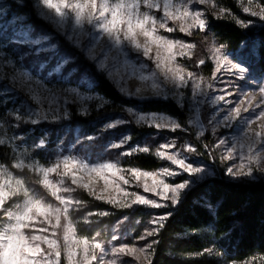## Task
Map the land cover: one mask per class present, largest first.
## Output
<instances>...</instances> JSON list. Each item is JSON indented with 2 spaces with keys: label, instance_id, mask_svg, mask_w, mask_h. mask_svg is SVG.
<instances>
[{
  "label": "snow or ice",
  "instance_id": "6c2138e0",
  "mask_svg": "<svg viewBox=\"0 0 264 264\" xmlns=\"http://www.w3.org/2000/svg\"><path fill=\"white\" fill-rule=\"evenodd\" d=\"M209 2L210 0H188L187 6L174 7L170 0H164L163 5L160 0H31V3L29 0H11V3L0 6V16L5 18L4 23L0 25V84L7 85L4 88L6 94L16 93L26 98L14 112L8 111L13 122L12 127L19 129L21 121L31 125H38L41 122L58 124L68 121L73 115L72 106H75V111L81 117L91 115L93 105L96 112L101 111L105 104L101 103L102 97L93 90L94 82L90 69L96 73H106L111 79L113 73L108 69V56L104 49L114 47L121 50L124 45H129L135 54L142 53V56L149 61H153L151 53L152 46L155 45L157 49L153 61L155 67L175 89H185L191 83L194 104L208 103L210 99L212 105H219L221 102L224 105H231L233 101L229 97L239 95L238 102L227 109L220 123L227 125L229 122L241 119L242 113L264 109V83H260V79L252 75L254 69L251 59L258 55L259 48L264 47V44L254 42L250 46L247 41L243 42L241 59L235 62L220 48H216L214 50L216 68L212 74L213 78H219V73L226 72L228 79L219 89L222 94L209 98L206 95V89H213V84H205L202 77L197 79L192 71H186L184 66L176 63L177 56H186L192 51L194 45L158 34V30L161 29L168 33L177 30L170 27L169 23L178 24V31L188 35H191L193 30H207L208 23L204 18L206 14L192 8L194 4L205 5ZM226 11V9H220L221 13ZM9 12H11L10 16ZM243 12L249 13L250 8L244 7ZM250 14L252 17L259 16V19L264 21V10L251 11ZM34 19L43 21L44 24L51 26L52 30L49 31L44 26L37 27L32 23ZM73 21L76 29L87 27L93 31L91 44L82 43L75 32L72 35L67 33L66 26ZM236 23L247 28L251 21L246 24L237 20ZM57 35H63L71 43L72 51H61V46L56 40ZM177 48H179L178 52ZM160 49L166 53L165 57H161ZM101 55L104 56L103 59ZM82 59L90 66V69L86 68L83 72ZM113 59L115 60L116 57ZM29 60L31 62L27 63L26 61ZM124 63L127 64V60ZM204 64V60L199 61V65ZM144 66L147 67V65ZM250 75L252 78L249 80L258 85V96L255 91L242 93L230 91L233 87L231 79L243 81ZM142 79H148V77H142ZM117 82L122 83V81ZM235 87L239 89V85ZM119 90L123 95L136 98L143 96L145 99H169L167 94L161 95L159 92L148 95L146 89L137 88L133 92L121 87ZM198 96L205 98L197 99ZM21 109L25 115L21 114ZM163 115L140 114L138 124L157 131L185 130L171 117L164 122L151 118ZM255 120L261 121L259 127L264 129V110L259 111ZM255 120L250 121V125ZM197 121L190 120L189 124ZM130 122L117 119L103 125L98 133L85 137L77 135L72 147L76 148L80 145L86 150L95 148L98 145L93 142L99 140L107 130L120 123ZM248 134L256 141L264 142V132L252 130ZM198 135L203 136L205 133L201 131ZM130 140L131 137L126 136L119 143L104 145L102 150L121 148ZM220 143L223 144L224 140L221 139ZM44 146V139L36 145L37 148ZM3 147L7 146L0 140V148ZM173 147L175 142L161 144V150H157L156 155L170 161L171 165L177 166L178 171H172L168 167H164L160 173L135 168L122 169L115 162L90 164L68 155H63L62 159H58L51 166L34 169L41 174V178L37 180L38 185L45 190L47 196L58 202L55 205L46 202L45 199L34 198L29 194L22 180L16 179L4 165H0V211L5 212L8 220L7 227L0 231V264H105L104 244L95 237L91 241L77 238L70 223L69 213L74 205H79L81 202L73 200L71 196H66L64 193H72L80 188L96 200H104L105 203L115 207L131 208L133 205H146L152 208H168L169 206L175 208L181 203L182 197H185L192 188L215 175L216 171L210 165L188 164L179 154L168 151ZM185 148L190 153L196 151L190 144L185 145ZM205 150H208L207 146ZM149 151L147 146H136L121 155L149 153ZM222 159L230 161L231 150L229 155L223 156ZM239 159L240 163L230 164L225 169L224 174L231 180L245 182V180H257L264 176V158L259 155L249 156L247 163L244 162V157ZM11 167L21 169L24 167V161L13 163ZM126 172L131 174L137 186H141L144 192L154 194L159 200L147 198L134 191L129 192L125 186L131 185V180L125 175ZM51 173L57 174L60 179L54 182L49 177ZM182 173L188 174L191 179L173 184L166 182L164 178L179 176ZM69 180L71 183L67 184ZM99 181L103 182V189L97 193L94 185ZM73 185L75 187H72ZM21 192L25 197L23 203L17 204L14 212L6 211V205ZM193 203L200 207L211 208L213 202L206 196H201L194 199ZM97 214L101 217L108 215L104 211ZM171 214V212H165L155 218L152 221L153 228L146 230L145 235L139 239L147 240L157 234ZM91 215L92 213L88 214V216ZM85 222H88L87 216ZM60 229H63V243L60 242ZM111 239L113 244L111 251L114 256H131L137 251L128 244L116 246V242L120 239L117 235H113ZM155 243L157 241H151L147 248L150 250ZM139 251L146 250L141 248ZM107 264H117V261L111 259L107 261Z\"/></svg>",
  "mask_w": 264,
  "mask_h": 264
},
{
  "label": "rangeland",
  "instance_id": "374dc122",
  "mask_svg": "<svg viewBox=\"0 0 264 264\" xmlns=\"http://www.w3.org/2000/svg\"><path fill=\"white\" fill-rule=\"evenodd\" d=\"M7 1H11V0H0V6L5 4ZM231 1H233L237 6L240 15H232L228 10L225 13H221L220 9L223 8L222 0H210V2L205 5L194 4L192 10H199L204 12L206 14L204 18L207 20L208 24L210 19L213 20L222 19L227 16L233 19L235 23L237 20L243 21L246 24L249 21H251V24L247 28L237 24L239 27H241L244 30L258 31L264 27V21H261L259 19V16L252 17L250 14L251 11L260 12L261 10H264V4H262L259 0H231ZM163 2L164 0H160L161 5H163ZM170 2L174 7H185L188 4V0H170ZM244 7H249L250 12L244 13L243 12ZM4 20L5 18L3 16H0V25L4 23ZM169 26L174 27L177 30L172 33H168L165 30L161 29L158 30V34L163 35L168 39L180 40L183 41L185 44L191 43L194 45L192 51L188 52L186 56L183 57L177 56L176 63L184 66L186 71H192L197 79L202 77L205 84L208 83L213 84V89L211 90L206 89L207 97L211 98L214 97L215 95L222 94L221 92H219V89L223 87L224 81L228 79V77L226 72H221L218 74L219 78H213L212 74L216 68L214 62V56H215L214 50L216 48H220L222 52L228 55L229 58L233 62H235L237 59H241V55H240L242 53L241 46L237 51L230 52L226 50L223 46L217 44L212 38L203 36L206 30L204 31L193 30L192 34L188 35L185 33H180L178 31V27H179L178 24L169 23ZM49 27L51 31L52 30L51 26ZM66 31L69 35H72L73 32L78 34L79 39L84 44H91L93 42V31H90L87 27L85 29H76L74 25V21L70 22L66 26ZM56 40L59 43L60 41L65 42L71 48V43L63 35H57ZM247 42L249 43L250 46L253 43L250 40H247ZM99 51L100 50L98 49V52ZM156 51L157 49L155 45H153L152 53H151V55L153 56V61L155 60ZM159 51L161 57L166 56V53L163 51V49H160ZM176 51L178 52L179 48H177ZM104 52L108 56V60H107L108 69L112 71L113 75L111 79H109L106 73L104 74L96 73L94 70H91L90 67H86L90 69L92 79L95 78L94 74L103 76L108 82H110L113 85V87L119 92V94L122 97L128 100H135L136 102L139 103L148 102V101L173 102L180 108L185 109L187 112V123L186 126L184 127L185 130L184 131L177 130L176 132H172L169 130L157 131L154 128H150L153 130V133L151 135L145 136L143 139L140 140V142L137 145H131V143L128 142L121 148L102 150V147L104 145L110 143H119L121 139L125 138L126 136H130L128 127L131 126L132 124L135 126L149 128L146 125L138 124V123L140 122V118H141L140 114L147 115L150 113H142L134 109H127L126 115L118 119L122 121H131V122L120 123L116 127L107 130L105 133H109L110 136L109 139L106 142H103L102 145L100 144L101 146L95 152H92L91 149L86 150L83 146L80 145H77L76 148L72 147L78 135V129L76 128L74 132L75 139L73 141H70L67 146L57 145L54 153L51 156L46 157L45 159H38L31 153V149H29L24 144H20L17 142V138L13 135L12 131L10 130V128L13 129L15 128L12 127L13 122L9 116V120L7 121L6 124L0 123V140H2L6 146L11 148V153H12L11 165L13 163L24 161V167H22L21 169H14L11 167V165L8 167L5 165L4 166L8 171H10L15 176L16 179H20L24 182V186L29 190V194L33 195L34 198L45 199L46 202L53 203L54 205L58 203L53 198L47 196L45 190L40 185H38L37 180L41 178V174L35 171L34 169L51 166L58 159H62L63 155H68L69 157H75L77 159L82 160L83 162H88L90 164H97L102 162H115L122 169H131L123 166L122 163L125 158L131 156L132 154L121 155V153L128 151L136 146L139 147L147 146L149 147L150 151L149 153H144V154L151 155L153 158H155L161 163L158 169L150 172L160 173L164 167H168L172 171H178L177 166L171 165L170 161L161 159L156 155L157 150H161L160 149L161 144H165V143L171 144L175 142V147L168 149L170 153L179 154L181 158H184L186 162L192 166L210 165L215 169L216 174L210 176L209 178H213L218 174H223V176L230 181L233 180H231L229 177H227L224 174L225 169L230 164L240 163V159H239L240 157L245 158L244 161L245 163H247V158L249 156L259 155L262 158H264V142L256 141L252 136L248 134L252 130L264 132V129L259 127L261 121L255 120V117L258 116L259 111L264 109H255L254 111L250 110L248 113H242L241 119L229 122L227 125H225L223 123H220V121L222 120L223 115L226 113L227 109L235 106V103L238 102L239 95H234L232 97H229V99L233 101L231 105H224L223 102H221L219 105H212L210 99L208 103L194 104L191 94V83L185 89H175L170 81H166L163 78V75L155 67V63L153 61H149L147 60V58H144L142 56V53L135 54L134 50H131V47L129 45L122 46L121 50H117L114 47L111 49L105 48ZM113 57H116V59L114 60ZM103 58L104 56L101 55V59ZM251 59H252V67L254 69V73L252 75H254L257 79H260V83H264V79H261V77H264V69L254 68V65L257 63L259 59V54L255 58H251ZM125 60H127V64L124 63ZM200 60H204L205 64L199 65ZM26 62L30 63L31 61L29 60ZM144 65H147V67H145ZM202 67H208L207 71H209V73L207 74L206 70H203ZM84 69L81 68L82 72ZM252 75H250L247 79L243 81L234 78L231 79V84L233 85V87L230 89V91H233L234 93L237 91L241 93L255 91L258 96V85L249 80L252 78ZM142 77H148V79H142ZM117 81H122V83H118ZM237 85H239V89L235 87ZM6 86H7L6 84H0V95L4 94L6 96V99L10 100L13 103V106L11 107L10 111L14 112L16 108L20 105L21 101H23L26 98L23 95H18L16 93L6 94L4 92V88ZM121 87L127 90H131L133 92L137 88H140L142 90L146 89L148 95H152L153 92H159L161 95L167 94L169 96V99H160V98L145 99L143 98V96H141L140 98H136L135 96L123 95L119 90ZM204 98L205 97L203 96L197 97V99H204ZM101 103H104L102 99H101ZM72 108L75 111V106H72ZM93 109H95L94 105H93ZM197 109H199V111H197ZM220 109H223V111H220ZM21 114L25 115L22 109H21ZM169 117L170 116L164 114L163 116H153L151 118L158 119L161 122H164L167 121ZM197 117H198V121H197ZM135 119H136V123H135ZM116 120L117 119H113L108 122H114ZM190 120L197 122L193 124H189ZM252 120H255V122L251 123L250 125L249 122ZM63 122L66 121H62L58 124H61ZM21 123H23V121H21ZM40 124L45 126L58 125V124H50L47 122H41ZM26 125L34 126L31 124H26ZM201 131H203L205 135L199 136L198 134ZM204 138L205 139L208 138V144L204 143L203 140ZM221 139L224 140L223 144L220 143ZM39 141L35 143V145L33 146L34 149L37 148L36 145L39 143ZM86 143L88 142L86 141ZM189 144L196 149L195 152L190 153L186 150L185 145H189ZM205 146H207L208 149L207 151L205 150ZM229 150H231L232 152V159L230 161H225L222 159V157L229 155ZM137 153H142V152H137ZM0 165L3 164L0 163ZM28 165H32V167H28ZM21 174H25V175H21ZM26 174L28 177H26ZM125 175H127L128 178L131 180V185L125 186L129 192L134 191L137 192L138 194L145 195L147 198L159 200V198L156 197L154 194L146 193L144 192L141 186H137L135 179L131 177L130 173L126 172ZM257 175L260 174L257 173ZM49 177L54 182L60 179V177L55 173L49 174ZM164 178L166 182L173 184L182 182L185 179H191V177H189V175L186 173H182L179 176L164 177ZM258 180L264 181V176H262L260 179L257 180H247V181H258ZM66 183L70 184L71 182L69 180ZM72 187L75 186L73 185ZM94 187L97 193H100L101 190L103 189V182L99 181L96 185H94ZM78 193H83L84 195H86L88 198H90L95 202L108 205L116 210H120L124 212L133 211L135 209H143L148 214L149 218L143 221V223H140L139 220H135L134 223L132 224L131 223L132 221L129 219V217L127 215H123L110 228L107 229L105 227L102 231L103 233L97 232L92 236H84L82 235V233H80L79 228L81 226H89L91 222V218H96V216L98 215L97 213H92L91 216H88L89 213H87L81 217H78L76 215L79 210H82L84 208L82 202L78 198ZM64 195L71 196L73 200H78L81 202L79 205H74L73 209L70 211L69 213L70 223L72 224V227L76 232L77 238L89 239L91 241L92 238L95 237L98 241L104 244L106 248L105 264H107V261L111 259H115L117 261V264H149V261H151L153 255V247L149 250L147 248V245L151 241H154V238L159 233L161 228L159 229L157 234L153 235L152 237H149L147 240H142L139 238L145 235L146 230H150L153 228L152 221L155 218H157L159 215L164 214L165 212H170L172 209H174L171 206H169L168 208H152L151 206H146V205H133L131 208L115 207L111 204L105 203L104 200H96L93 196H90L87 191L80 188L76 189V191L72 193H64ZM24 199L25 197L23 195V192H21L19 196L13 197L11 201L6 205V211L14 212L16 210V205L22 204ZM86 216L88 217V222H85ZM7 224H8V220L5 212L0 211V231L6 228ZM113 235H117L120 237V239L116 242V246H119L120 244H128L129 246L136 248L137 251L131 256H121V255L114 256L111 251V248L113 246L111 238ZM59 237H60V242L63 243V229L59 230ZM234 239L230 238L228 244L234 242ZM218 243H214V245H212L208 249L207 254L209 256L222 257L223 251L220 250V246ZM141 248H144L146 251L140 252L139 249ZM231 264H264V256L254 257L242 263H231Z\"/></svg>",
  "mask_w": 264,
  "mask_h": 264
},
{
  "label": "trees",
  "instance_id": "16d2710c",
  "mask_svg": "<svg viewBox=\"0 0 264 264\" xmlns=\"http://www.w3.org/2000/svg\"><path fill=\"white\" fill-rule=\"evenodd\" d=\"M259 1L264 4V0ZM9 3L11 1L5 4ZM222 6L232 15H240L233 1L222 0ZM10 15L11 12H9ZM32 23L37 27L44 26L50 31V27L43 21L34 19ZM203 36L210 37L226 50L235 52L247 40L264 44V27L258 31L244 30L233 19L226 16L222 19H210ZM59 44L61 51H72L65 42L60 41ZM258 54L259 59L254 68L264 69V47L259 48ZM88 65L86 61L81 60V68L90 67ZM202 69L209 73L208 67H202ZM94 77L93 90L102 97L105 104L101 111L96 112L93 109L91 115L81 117L73 110L70 120L52 126L42 124L29 126L21 123L19 129L10 128L13 135L20 134L14 135L17 142L31 149V153L36 158L45 159L54 153L57 145L67 146L70 141H73L76 128L80 137L98 133L101 126L108 121L124 117L127 109L142 113L165 114L174 118L183 127L186 126V110L173 102L139 103L128 100L122 97L103 76L94 74ZM12 106L13 103L1 94L0 123H7L8 111ZM128 131L131 145H137L141 139L153 133L150 128L133 124L128 127ZM109 137V133H105L99 140L93 142L98 146L91 148L92 152H95ZM41 139L45 140V146L34 149L35 143ZM203 140L205 144H208V138ZM8 149L11 148L8 146L0 148V163L7 167L12 163V153ZM122 165L143 171H154L160 167L161 163L151 155L137 153L125 158ZM26 177H28L27 174ZM201 196H206L213 202L211 208L200 207L193 203L194 199ZM78 198L84 206L77 212L78 217L101 211L108 213L102 217L97 214L96 218H91L89 226H81L79 231L84 236H92L97 232L103 233L105 227L110 228L123 215H127L132 224L135 220L143 223L149 218L143 209L124 212L95 202L83 193H78ZM170 212L171 216L167 218L154 238L157 243L153 246L151 264H231L264 256V181L262 180L236 182L228 180L223 174H218L192 188L182 198L181 203ZM230 238L235 239L228 244ZM214 243L219 244L220 250L223 251L222 257L207 254Z\"/></svg>",
  "mask_w": 264,
  "mask_h": 264
}]
</instances>
